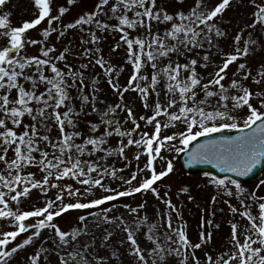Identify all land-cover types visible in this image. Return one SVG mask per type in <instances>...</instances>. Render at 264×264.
<instances>
[{
    "label": "snow or ice",
    "instance_id": "snow-or-ice-1",
    "mask_svg": "<svg viewBox=\"0 0 264 264\" xmlns=\"http://www.w3.org/2000/svg\"><path fill=\"white\" fill-rule=\"evenodd\" d=\"M7 2L0 0V8ZM33 2L35 18L22 25L10 22L11 13L0 14V162L4 165L0 171V220L11 225L10 230L0 231V264H52L53 255L56 264H125L122 258H126V264H201L196 250L211 241L212 233L202 230L199 242L193 243L185 224L174 227L173 213L180 221L183 217L171 199V185L165 183L175 171L173 160L165 153L185 152L189 166L210 164L238 177L248 175L264 162V90L254 92L247 84L249 80L257 86L264 84V62L255 73L248 62L257 50L264 51V42L253 35L257 26L264 30V0H247L253 8L251 23L232 38L229 51L221 47L220 41L229 33L220 24L234 3L244 4L245 0H194L187 11L181 8L175 13H169L158 0H97L93 10L69 23L62 19L68 7H60L54 15L52 0ZM184 2L177 0L181 5ZM76 3L77 0H67L68 5ZM112 19L117 23L108 22ZM45 21L48 26L42 38H29L30 30ZM159 24L166 26L163 32L158 28L153 31ZM71 30L82 33L80 52L70 46L59 50L50 41L54 33L59 40ZM108 31L119 32L120 41L126 45L125 64L131 65V72L124 83L120 74L125 69L101 54L102 36L97 33ZM132 32L137 35L132 36ZM246 32L247 39H243ZM36 45L40 46L38 54L29 55L26 49ZM120 47L117 42L112 51ZM198 49L204 50L203 55ZM69 55L83 58L84 62L77 68L68 62ZM213 55L220 56L221 62L205 77L199 69L207 70L213 64ZM179 57H184V62ZM57 62H63V67ZM97 65L119 102L108 104L101 98L99 77L94 72L88 75ZM233 65L236 68L229 78ZM89 83L91 91L86 93ZM129 92L138 95L146 114L136 116L125 100ZM152 94L155 98L150 102ZM76 99L79 105L74 103ZM245 109L241 117L239 113ZM120 112L127 114L124 123L131 121L134 127L124 128L117 118ZM92 113L98 115L99 123L89 121V130L98 133L103 128L99 135H86L78 128L79 117ZM25 117H30L27 124ZM140 121L152 131L142 129ZM53 128L58 129L59 136H50ZM232 130L241 134L197 143L189 150L201 137ZM114 135L121 138L118 148L105 147ZM137 135L139 138H135ZM133 145L138 149L135 160L139 162L144 157L145 162L143 166L137 163V171L130 176L118 175L124 169L101 163L114 153L127 159L126 149ZM9 151L13 156L9 157ZM101 152L104 155L92 159ZM33 168L42 176L37 178L30 170ZM106 178L119 180L126 187H108ZM65 180H73L81 187L62 183ZM210 183L238 201L240 207L230 201L225 203L232 214L247 223L241 226L229 221V251L216 259L205 253L206 264H264V193L242 187L230 177H211ZM161 184L165 185L163 194ZM52 189L56 190L54 197L49 196ZM97 189L105 195L86 199ZM33 190L44 197V203H33L24 209L22 204L33 199ZM148 192L166 207L161 217L165 220L162 236L157 235L159 222L147 225L150 246H142L138 236L148 221L146 215L140 217L146 201L136 207L126 205L131 221L124 215H110L113 209L109 207L102 212L91 211L118 198ZM188 192V187H181L178 194ZM188 198L193 199L190 195ZM216 202L213 196L212 203ZM72 211L79 213L76 225L71 230L64 229L58 218ZM205 224L211 227L213 221L202 218L201 229ZM45 232L49 235L45 236ZM119 233L124 235L114 240ZM29 248L33 249L31 253ZM21 252L23 261L19 259Z\"/></svg>",
    "mask_w": 264,
    "mask_h": 264
},
{
    "label": "rangeland",
    "instance_id": "rangeland-1",
    "mask_svg": "<svg viewBox=\"0 0 264 264\" xmlns=\"http://www.w3.org/2000/svg\"><path fill=\"white\" fill-rule=\"evenodd\" d=\"M194 0H185L184 4L181 5L177 3V0H158V3L166 8L169 13H175L177 10L183 8L185 11H187L188 7L193 4ZM97 3V0H77V3L74 5H68L67 0H52L51 6L53 9V14H58V10L60 7H68L69 12L65 14V16L62 18L65 23L73 22L76 18H78L83 12L85 11H91L94 9L95 5ZM253 11V8L251 5L247 3V0H245L244 4H238L234 3L233 6L228 9L222 18L221 21V28L223 30H226L229 33V37L225 40H221L220 44L221 47L224 49V51H229L232 48V38L236 35V33L240 30V28H243L246 26V24L251 23V13ZM4 12L11 13L10 15V22L14 25H22L24 21H30L31 19L35 18V14L37 12V9L34 6L33 0H8L7 4L0 8V14H3ZM131 15V14H130ZM107 19V18H105ZM111 24L117 23L115 19L108 21ZM54 24H57V22H53ZM47 22H42L40 26H37V29L30 30V36L29 38H35V39H41V33L43 30L47 27ZM94 27V26H93ZM164 24L156 25L153 29V31H156L157 28L163 32L165 29ZM249 32H253V30L248 29ZM98 35L102 36V39L100 41V48L102 49V55L104 56L105 60H110L113 64L123 67L125 71L120 74V80L121 83H124L131 72V65L125 64L126 60V45L123 44L122 41H120L121 34L119 32H98ZM142 35V30L140 32ZM82 33L79 30H71L70 33L62 39L57 40L56 34L54 33L53 36L50 38V41L52 43L56 44V47L59 50H63L64 47H71L74 52H80L82 51V47L79 45V39L81 37ZM132 36H136V32L131 33ZM253 35L261 40V42H264V30L259 29V26H257V30L253 32ZM243 39H247V32L245 33ZM69 41L71 42L69 44ZM120 42L121 47L113 52L112 49L114 45ZM89 47H94L93 45H88ZM39 45H36L35 47L29 46L28 49H26L27 53L29 55H36L38 54L37 49L39 48ZM203 55L204 50L198 49ZM213 53L215 52V49L212 50ZM189 55H192L191 53ZM177 57H173V59H176ZM181 62H184V57H179ZM213 64L207 69H199V71L207 77L208 73L212 72L215 64L221 62V57L217 55L212 56ZM68 62L74 64L77 68L79 67V64L83 61V58L76 59L75 56L69 55ZM248 62L250 66L253 69V73H255V69L258 67V65L261 62H264V51L257 50L256 53L250 57H248ZM58 66L63 67V62H57ZM236 65L230 66V70L228 73L229 78L232 76V72L235 71ZM148 71L150 72V67L148 68ZM93 72L99 77V86L103 88V92L101 93V98L105 99L108 104H113L115 102H119L118 98L115 93H113L110 89V86L107 84L106 77L103 75V69H101L98 65L95 66L93 69H90L88 72V75L91 76ZM50 74V73H49ZM227 84V80L225 81ZM247 84L253 89V91H260L264 90V84H261L260 86H257L249 80ZM28 85H26L27 87ZM41 90H43V87H41ZM91 91V84L89 83V87L85 89V92ZM76 90H72V95L76 96ZM13 95H15V92H13ZM155 95L152 94L150 96V102L154 100ZM202 98V94H201ZM161 99H164V96H161ZM125 100L130 104V106L134 109L135 114L137 117L140 115L146 114V110L142 107V102L138 95L134 92H129L125 94ZM254 104L256 103V100L252 101ZM76 105H79L80 101L76 99L74 101ZM213 103L215 101L213 100ZM258 106V105H257ZM101 108H103V105H100ZM65 109H61L63 111ZM86 111H89V109H86ZM244 112H246V109L243 110L239 115L242 117ZM148 115H151L150 112H147ZM126 113L120 112L118 113V117L121 120V123L124 124L125 129H131L134 127L131 121H128L127 123H124L126 119ZM95 122L99 123V117L97 114L92 113L88 116H84L83 114L79 117V130L85 132V134H92V135H99L103 132V128L100 129V132L98 133H91L89 130L88 122ZM30 122V117H25V124ZM142 129L147 131H152L150 126H146L143 121H140ZM67 131H72L71 128H68ZM139 131V130H138ZM173 130H165V132H170ZM234 131V130H232ZM225 132H231V131H225ZM50 136L57 137L59 136V131L57 128H53L52 132L50 133ZM135 138H139L137 135ZM125 142H126V138ZM121 138L118 136H113L109 138V144L105 147H111V148H118L119 142ZM77 142H81L80 140H77ZM43 147V145H41ZM48 151L51 152V148L48 149ZM138 151L137 147L135 145L129 147L126 149V156L127 159H124L123 157L113 154L111 157H108L106 161H101V163H107L109 165L115 166L117 169H124L123 173H118V175L122 174L124 176H130V174L134 171H137V163L140 164V166H143V163L145 162V158L142 157L139 162L135 160V154ZM181 153V152H180ZM180 153L172 152V153H165V155L168 156V158L173 160L174 163V174L170 176L169 178H166L165 183L171 185V199L173 202L178 206V208L181 211L183 220L180 221L178 218L175 217V213H173V224L175 226H179L181 223L186 225V231L189 235L190 240L193 243L199 242V236L200 232L203 230L204 232H211L212 233V239L208 244H205L202 246L201 249L196 250L197 257L200 258L201 264H206V255L210 254L212 255L213 259H216L220 255L226 253L230 249V236H231V227L229 221L238 222L241 226L247 223L246 220L242 219L239 215H234L230 212L228 204L225 203V201H230L233 205H236L237 207H240L238 201L235 198H230L222 193V191H218L217 188L210 183V178L213 177L211 175H187L183 174V172L179 169V166L177 164L178 157ZM104 155V153H97L95 156L92 157V159H96L99 156ZM13 156V153L9 151V157ZM4 170V165L2 162H0V171ZM31 171L35 172L37 175V178L42 176V173L39 172L38 169H30ZM27 171V170H26ZM95 175V174H93ZM264 180V173L263 175L258 179V181H254L252 183L247 184H241L242 187H245L249 190H259L260 193H264V185L261 184V181ZM62 183H71L75 187H81L79 184H76L73 180H65ZM135 183V182H134ZM105 185L112 188H117L120 190H123L125 185H121V182L119 180H111L110 178L105 179ZM181 187H188L189 192L185 194H178L179 189ZM234 187V186H233ZM165 190V185L161 184L160 191L163 194V191ZM5 191H7L5 189ZM56 190L52 189L49 192L50 197H54ZM105 195L102 189H97L94 192L93 196H88L86 199H93L96 197H100ZM189 195L193 199H189ZM33 199L25 201L22 204V207L24 209H28L32 206L33 203L37 204H43L44 203V197L41 196V194L37 190H33L32 193ZM217 197V202L215 204L212 203V197ZM146 203V206L144 209L140 210V217L143 218L145 215L148 217L147 224L142 226L141 232L138 233V236L140 237V241L142 246L145 244H148L150 246V242L146 240V233H147V225L148 224H156L159 222V231L157 232V235H163L164 232V223L165 220L162 219L163 213L166 211L165 205L157 200L154 195L151 192L145 193V194H136L131 197H121L118 198L115 201L108 202L106 206H101L100 208L93 209L91 211L95 212H102L105 207H109L113 209V212L110 213V215H124L126 219L131 221L133 217H130L128 215V211L126 208V205H131L133 207H136L137 205L141 203ZM14 207V205H13ZM88 211V210H85ZM215 212V215L212 216V212ZM78 212L72 211L68 214H65L64 217L58 218L60 225L64 229L71 230L72 227L76 225V218L78 216ZM255 214V210H254ZM204 218V220L211 219L213 221V226L209 227L207 224H205V227L201 229V220ZM91 219V218H90ZM218 224L219 227H215V225ZM105 227H108L105 225ZM11 225L8 224L7 221L0 220V231L3 230H10ZM116 231V230H114ZM24 235V234H22ZM45 236L49 235V233L45 232ZM123 233H119L118 235H114L113 239L116 241H119L121 237L123 236ZM20 239V238H18ZM163 242V241H161ZM46 247L48 245H45ZM29 253L33 251V249H28ZM110 251V250H109ZM101 254H105L103 251ZM24 253L21 252L19 259L23 261ZM125 260L126 264V258H122ZM52 264H56V257L53 255L51 257ZM113 264H116L115 261H113Z\"/></svg>",
    "mask_w": 264,
    "mask_h": 264
},
{
    "label": "water",
    "instance_id": "water-1",
    "mask_svg": "<svg viewBox=\"0 0 264 264\" xmlns=\"http://www.w3.org/2000/svg\"><path fill=\"white\" fill-rule=\"evenodd\" d=\"M241 133L237 132V133H232V134H228V135H217V136H211V137H206L202 140L196 141L194 142L190 147L189 150H192L195 148L197 143L203 144L206 143L208 140H220L221 137H232V136H237L240 135ZM188 155L187 153L183 152L179 163L180 167L183 171L185 172H189V173H212L214 175H216V177L219 178H224V177H230L231 179H235L238 182H250L252 180H255L256 178L258 179V177L263 173L264 171V162H261L259 165H257L256 168L253 169V171L251 173H249L246 176H241L238 177L236 176L234 173H223L220 172L219 169L215 168L213 165L210 164H196V165H192L189 166L188 163Z\"/></svg>",
    "mask_w": 264,
    "mask_h": 264
}]
</instances>
